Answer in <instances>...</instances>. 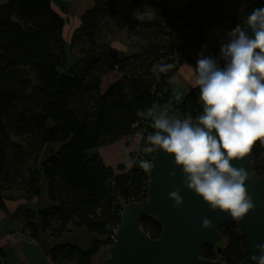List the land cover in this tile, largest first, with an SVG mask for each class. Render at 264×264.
<instances>
[{
  "label": "trees",
  "instance_id": "1",
  "mask_svg": "<svg viewBox=\"0 0 264 264\" xmlns=\"http://www.w3.org/2000/svg\"><path fill=\"white\" fill-rule=\"evenodd\" d=\"M260 1L189 0L174 11L166 0H93L69 44L72 49L83 39L88 48L79 49L77 62L63 73L65 22L51 0H0V211L7 214L5 192L30 200L39 196L45 183L48 206L37 214L25 207L13 214L22 220V235L36 241L40 229L59 235L71 223L104 237L91 241L85 251L65 244L51 248L47 256L52 264H93L100 249L112 244L108 228L118 222L123 205L146 199L149 173L138 164L116 173L93 150L134 136L133 126L153 106L178 118L198 119L199 88L178 103L171 78L187 60V52L203 43L211 29L224 24L243 28L246 15ZM142 8L161 16L150 21L129 17V11ZM106 18L118 29H139L147 44L124 54L97 42L105 34ZM173 33L181 35L184 44L177 46ZM218 63L224 67L222 59ZM160 64L174 66L160 73ZM150 123L143 147L156 131L151 119ZM250 154L254 173L264 180V143L257 140ZM144 159L152 161L151 156ZM123 170L122 165L116 167ZM139 226L153 240L161 233V224L153 217L141 218ZM238 229L237 223L223 226L220 253L205 247L200 257L240 263L246 243ZM0 264H6L1 249Z\"/></svg>",
  "mask_w": 264,
  "mask_h": 264
},
{
  "label": "clouds",
  "instance_id": "2",
  "mask_svg": "<svg viewBox=\"0 0 264 264\" xmlns=\"http://www.w3.org/2000/svg\"><path fill=\"white\" fill-rule=\"evenodd\" d=\"M138 17V12H134ZM245 26L235 27L227 33L228 42L219 50L224 61L198 54L193 87L199 88L198 101L202 114L193 122L170 115L161 107L147 110L156 130L148 135L144 153L157 150L174 158L181 170L180 187L172 186L167 198L172 207L180 209L183 198L181 188L193 192L210 210L226 213L240 222L255 209L245 186L250 171L236 167L250 154L253 144L264 143V8L253 9L246 15ZM174 65H157V71L167 73ZM145 173H152L151 160H133ZM175 171L169 177H175ZM201 227L209 229L211 221L202 220ZM259 255L250 257L253 264H264V244L256 245Z\"/></svg>",
  "mask_w": 264,
  "mask_h": 264
},
{
  "label": "water",
  "instance_id": "3",
  "mask_svg": "<svg viewBox=\"0 0 264 264\" xmlns=\"http://www.w3.org/2000/svg\"><path fill=\"white\" fill-rule=\"evenodd\" d=\"M244 30L252 38L251 29L245 26ZM173 160L160 150L153 153L154 169L149 173L146 199L122 207L115 240L110 247L100 249L94 264H224L220 260L202 259L200 253L205 247H215L220 253V229L234 223L238 224V232L246 243V256L238 264H253L250 257L259 255L256 245L264 244V180L254 173L251 154L240 162H233L236 167L243 166L250 171L251 178L245 186L255 205L240 222L219 210L213 212L184 188L180 191L183 206L173 208L167 196L172 186L180 187L182 181L181 170ZM173 171L176 175L170 178L169 173ZM145 216L160 222L161 233L157 239L149 238L141 230L139 221ZM204 218L211 221V228L201 227Z\"/></svg>",
  "mask_w": 264,
  "mask_h": 264
},
{
  "label": "rangeland",
  "instance_id": "4",
  "mask_svg": "<svg viewBox=\"0 0 264 264\" xmlns=\"http://www.w3.org/2000/svg\"><path fill=\"white\" fill-rule=\"evenodd\" d=\"M85 1V2H84ZM92 3L91 0H51V7L55 9L56 12L63 18L64 22L67 26L63 27L62 30V37L64 39V42L66 43V49H65V59H66V66L60 70V72L67 73L77 62L79 58L78 50L83 48H88L87 44L83 42V39L77 40L74 42V46L72 49L69 48V44L71 43V38L73 35V32L75 31H68L67 28H71L74 24L78 26V21L80 15L84 13L88 7V4ZM88 10V9H87ZM138 12V17L136 18L134 16V12ZM129 17L132 19H136L138 21H150L155 16H161L160 12L152 11L148 8H142V9H136L133 11H129L128 13ZM78 28V27H77ZM76 28V29H77ZM102 28L105 29L104 36H98L97 42L102 41L104 44H106L108 47L113 49H119L121 52H125V54H132L136 50V47H140L142 45H146L148 40L141 36L139 33V29H135L133 31H127L125 29H118L113 24L111 18H106L102 20ZM176 34L173 33V36ZM181 36V35H180ZM178 38V37H177ZM182 38V37H181ZM224 38V37H223ZM226 39V38H224ZM184 39H182V43L184 44ZM228 41V39H226ZM225 43V41L220 42L219 40L215 43ZM214 44V43H213ZM213 53V52H212ZM216 55V53H213ZM219 57V56H218ZM182 93L176 89V99L178 102L182 100ZM181 119H185L184 117H180ZM135 136L138 135L139 138L142 139L141 133L134 134ZM132 137L125 138V140L128 142L129 139ZM95 153L97 152V149L93 150ZM139 154H144L143 159L147 158L151 155V153H144L143 152V142L141 144L139 143V147L137 151L133 154L129 155L130 163L132 165V161L134 158ZM124 167V170L122 172L117 171L116 173H125L126 166L122 165ZM132 168V166H131ZM130 168V169H131ZM128 169V171L130 170ZM41 192L38 197H35L31 201V199H25L22 196L16 195L17 193L12 192H5V199L6 198H13L15 199V196H18L19 199H23L26 203L24 206H20L19 208L25 207L26 209H29L34 214H37L38 211L44 209L46 206L49 205V201L47 198L46 193V185L45 183H42L40 185ZM18 192H20V188L17 189ZM21 195V194H19ZM11 200V199H10ZM124 206V205H123ZM17 208L16 211L19 209ZM7 210V209H6ZM15 211V212H16ZM14 212V213H15ZM13 213V214H14ZM7 215L8 212H7ZM11 218H14V222H10L8 229L5 231L3 225L0 224V237L2 235H7L9 228L12 233V237L14 238L16 245H10L9 247L4 249V262L6 264H46L45 258L43 257L42 251L44 250H50L51 248L55 246L60 245H70L73 247H76L80 251H85L88 249L91 241L93 240H103V236H99L94 233L87 232L84 228L76 227L71 223H68L65 226V229L63 232H61L59 235L53 234L51 231L43 232L40 229L39 221L36 216L35 223L38 225L39 233L38 238L36 241H32L28 239L26 236L22 235V220L19 218H15L14 215L11 216ZM10 231V232H11ZM9 232V233H10ZM106 247V246H103ZM99 254V253H98ZM95 263V258L93 261V264Z\"/></svg>",
  "mask_w": 264,
  "mask_h": 264
},
{
  "label": "crops",
  "instance_id": "5",
  "mask_svg": "<svg viewBox=\"0 0 264 264\" xmlns=\"http://www.w3.org/2000/svg\"><path fill=\"white\" fill-rule=\"evenodd\" d=\"M62 1V0H61ZM189 0H166V5L171 8V9H175L176 7H184V5L188 2ZM85 2V1H84ZM92 3L88 4L87 9H90L91 7H93V0H91ZM55 11L54 8H52ZM86 9V10H87ZM58 14V12H56ZM59 15V14H58ZM83 15V13H82ZM79 17V21H78V26H76V24H74L71 28H67V32L68 31H74L77 27L80 26V19L81 16ZM64 26H67L66 23ZM176 34L174 36V40L177 46L182 45V38L179 34ZM178 37V38H177ZM220 41L223 42L225 41V43H227L228 41L226 39L223 38L222 32L216 28L211 29L205 36V40L203 43L194 46L192 49L189 50V52H187L186 56H187V60H183L182 63L178 66V69L175 73V75L171 78L170 80V85L172 88L179 90L182 93V100L184 98V96L190 91L195 89L196 87H193L194 84V79H195V74H194V68L196 66V62H197V58H198V54H203V56L208 57V56H212L214 58H217L219 60V57L214 55L212 53V46L213 43H215L216 41ZM118 51L121 52V50L116 49ZM125 54V52H124ZM182 100L178 103H181ZM141 138H139L138 135H134L132 136L131 139L128 140V142L125 140V138L110 144V145H104V146H100L97 148V152L96 154L99 156V158L101 159L102 163L108 167L111 168L113 171H116V167L120 166V165H124L126 166V171H128V169L131 168V163H130V158L129 155L133 154L137 151L138 147H139V143L141 144ZM17 195V194H16ZM11 199V200H10ZM13 198H6L4 200L7 212L9 215H7L5 212L0 211V224L3 225L4 230L6 231L9 227L10 222H14L15 219L11 218V216L13 215V213L16 211L17 208H19L20 206H24L25 205V201L23 199H19L18 196H15V199L12 200ZM35 199L32 198L31 201ZM8 226V227H7ZM9 230L11 231V229L9 228ZM8 231L7 235H2V237H0V249L2 251H4L5 248L9 247L10 245H16L17 243L15 242V240H13L14 238L12 237V232L13 231ZM10 232V233H9ZM49 250H44L42 251L43 253V257L45 258L47 255V252ZM46 264H52L49 257L45 258Z\"/></svg>",
  "mask_w": 264,
  "mask_h": 264
},
{
  "label": "built area",
  "instance_id": "6",
  "mask_svg": "<svg viewBox=\"0 0 264 264\" xmlns=\"http://www.w3.org/2000/svg\"><path fill=\"white\" fill-rule=\"evenodd\" d=\"M258 8H264V0H261V1H260V5H259L256 9H258ZM175 10H176V8L174 9V11H175ZM235 27H237V26L230 27L229 24H224V25L217 26V27H215V28L218 29V30H220V31L222 32V35H223L224 38L229 39L228 36H227V33L230 32V31H232ZM238 27H239V26H238ZM222 44H223V43H219V42L214 43L213 46H212V52L218 54V53H219V50H220V47H221ZM147 110H148V109H147ZM147 110H145V111L140 115L141 121H140V122H137V123L133 126V128L136 130L135 134H137V133H141V137H142L141 141H142V142H143L144 133H145L144 131H145L146 126H150V125H151V123H150V119H151V118H149V117L147 116ZM187 119H190V120H192L193 122H195V121L197 120V119L193 120V119H191V118H187ZM127 138H128V137H127ZM143 155H144V154H142V155L139 154V156L137 155V156L134 158V160L143 159ZM150 156H151V159L153 160V153H151ZM133 203L138 204V202H130V203H128V204H133ZM124 206H125V205H124ZM121 212H122V209H121L120 212H119V220H118V222H116L114 225H112L111 227L108 228V234H107V237H108V239L111 241V243H113L114 240H115V236H116L115 231H118V229H119V228H117V227L120 225V213H121Z\"/></svg>",
  "mask_w": 264,
  "mask_h": 264
}]
</instances>
